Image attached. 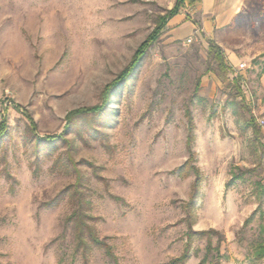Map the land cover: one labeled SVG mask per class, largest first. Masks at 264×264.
<instances>
[{"label": "rangeland", "instance_id": "374dc122", "mask_svg": "<svg viewBox=\"0 0 264 264\" xmlns=\"http://www.w3.org/2000/svg\"><path fill=\"white\" fill-rule=\"evenodd\" d=\"M175 2L0 0L10 102L0 115V264H169L188 231L207 230L176 264H264L253 255L264 244V22L190 42L163 26L105 89ZM259 8L264 0H244L240 11ZM102 104L66 123L68 111Z\"/></svg>", "mask_w": 264, "mask_h": 264}, {"label": "trees", "instance_id": "16d2710c", "mask_svg": "<svg viewBox=\"0 0 264 264\" xmlns=\"http://www.w3.org/2000/svg\"><path fill=\"white\" fill-rule=\"evenodd\" d=\"M184 1L185 0H176L174 6L170 10H168L166 12V14L159 17L158 23L153 28V30L146 36V38L139 44V46L137 47V49L135 50V52L133 54V57H132L130 63L120 72L119 78L110 82L109 84H107L105 86V89L107 91H111L114 87L117 86V84L119 82L123 81L129 75V73L132 71V69L134 68L137 61L139 60L141 55L144 53V51L146 50L148 45L157 37L160 29L166 25L168 19L179 12ZM254 20L258 21L259 23L264 22V8H259V9H256L254 11L243 10V11L238 12L234 16V18L232 19L231 25L248 26V25H252L251 22L255 23ZM248 21H250V23ZM208 55L210 56V58L212 60H214L216 62V65H217L219 70L223 71V70L227 69L226 65L223 62L222 52L216 43L210 42L208 44ZM104 101H106V99H104ZM103 106L104 105L102 104V105H97V106L84 107V108H80V109L70 110L65 115L66 123L70 124L73 121V119L76 116H78V114L83 113V114L94 115V114L100 113L103 110ZM186 116H187V127H186L187 128V136H186V142L185 143H186V148L188 150V155H189L188 161L186 162L188 164V162H190L194 156V152L192 151V148H191L192 142L194 139V134H193L194 125H193V121H192V118H191L189 111L186 112ZM248 123L250 126H252V132L254 134H258L259 129L256 126V124L254 123V119L250 118ZM190 168H192L194 170V172L196 173V177L194 178L193 183H192V194H193V192H195V190L197 189L200 178H199V175L197 174L198 169L193 165H190ZM234 177L236 178V176H234ZM258 188H259L258 194L261 195L264 192V185H259ZM253 214H254V212L250 213L247 216V218L244 220V224H247V222L252 218ZM76 226H77L78 234L80 235L81 227L78 226V217H76ZM260 231L264 232V225L261 226ZM89 233H90L89 234L90 238L95 245L105 246V244L102 241H100L99 239H97L94 236V234L91 230ZM213 233H215L214 230L199 231V232L188 231V233H187L188 240H187V245L185 247L184 252L178 258L173 259L169 264H176L177 262L182 263L184 260L187 259V251H188V247H189V243H190V237H192L193 235H209V234H213ZM253 255L256 259L264 258V244H258L257 247L255 248L254 252H253Z\"/></svg>", "mask_w": 264, "mask_h": 264}, {"label": "crops", "instance_id": "0c3cea01", "mask_svg": "<svg viewBox=\"0 0 264 264\" xmlns=\"http://www.w3.org/2000/svg\"><path fill=\"white\" fill-rule=\"evenodd\" d=\"M244 0H185L186 6L168 19L166 28L171 29L177 38L190 39L202 36L210 41L218 36L225 27L232 26L231 21L240 12ZM218 45V44H217ZM219 46V45H218ZM233 54L227 59L233 62ZM264 57H258L259 72L256 86L264 93ZM246 65V64H245ZM262 96V95H261ZM263 97V96H262Z\"/></svg>", "mask_w": 264, "mask_h": 264}, {"label": "built area", "instance_id": "2783aa9c", "mask_svg": "<svg viewBox=\"0 0 264 264\" xmlns=\"http://www.w3.org/2000/svg\"><path fill=\"white\" fill-rule=\"evenodd\" d=\"M187 42H190V39H187ZM245 67V63H239L238 68L242 69ZM9 91L7 88L0 90V115H3V112L8 108L9 101H8V94ZM260 124H263V121H260Z\"/></svg>", "mask_w": 264, "mask_h": 264}]
</instances>
